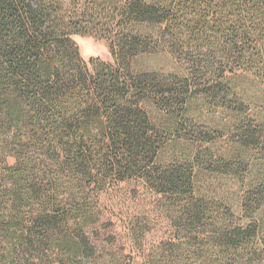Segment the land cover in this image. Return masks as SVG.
I'll return each instance as SVG.
<instances>
[{
    "label": "trees",
    "instance_id": "trees-1",
    "mask_svg": "<svg viewBox=\"0 0 264 264\" xmlns=\"http://www.w3.org/2000/svg\"><path fill=\"white\" fill-rule=\"evenodd\" d=\"M163 52L181 73L136 67ZM251 85L264 100V0H0V264H264ZM128 181L150 198L124 217ZM154 217L173 230L149 248Z\"/></svg>",
    "mask_w": 264,
    "mask_h": 264
},
{
    "label": "rangeland",
    "instance_id": "rangeland-1",
    "mask_svg": "<svg viewBox=\"0 0 264 264\" xmlns=\"http://www.w3.org/2000/svg\"><path fill=\"white\" fill-rule=\"evenodd\" d=\"M83 58L86 61H90L92 58L100 57L106 62H112L113 57L110 50V42L107 39L97 38L94 36H76L75 37ZM136 67L143 70H155L164 73H181L185 67L182 63L178 61L173 55L167 52L160 53L154 56H146L142 59H138L136 62ZM253 96H259L257 105H252L250 113H255L257 110L264 108V100L261 98L262 91L256 86L251 85ZM204 114L205 118L203 119L206 123H209L211 128H218L219 130L224 127L226 123H230L232 114L225 111H218L215 114H208L207 112L201 113ZM229 121V122H228ZM231 143H234V140L231 138V135L224 133L216 146V149L219 151H228ZM9 162L13 164L15 160L13 158L9 159ZM238 168H243L238 164ZM240 173L241 169L239 170ZM229 188H232L233 195L241 194V187L236 183L234 179H230L226 182ZM137 183L134 181L121 182L118 183V186L112 191L110 198L117 204L118 211L120 210L121 215L127 217V213L133 214L137 212L136 209H144L146 207L145 200L148 201L150 196H145L144 191L137 188ZM144 199V200H143ZM239 214V211H238ZM138 215V214H136ZM121 226V232H124V223L119 222ZM173 230L171 220L166 219L165 217L155 218L151 224V234L148 237V242L146 247H152L157 245L165 236H168V233ZM120 238V236H119ZM121 239V238H120ZM122 240V239H121ZM114 241V238L112 242ZM123 241V240H122ZM139 264H144L141 260L138 261Z\"/></svg>",
    "mask_w": 264,
    "mask_h": 264
}]
</instances>
